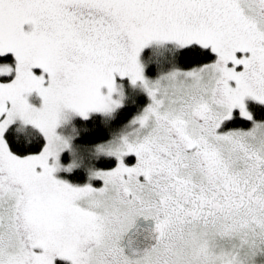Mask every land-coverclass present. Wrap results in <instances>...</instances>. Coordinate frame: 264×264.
<instances>
[{
    "label": "snow or ice",
    "instance_id": "6c2138e0",
    "mask_svg": "<svg viewBox=\"0 0 264 264\" xmlns=\"http://www.w3.org/2000/svg\"><path fill=\"white\" fill-rule=\"evenodd\" d=\"M0 264H264V0H0Z\"/></svg>",
    "mask_w": 264,
    "mask_h": 264
},
{
    "label": "trees",
    "instance_id": "16d2710c",
    "mask_svg": "<svg viewBox=\"0 0 264 264\" xmlns=\"http://www.w3.org/2000/svg\"><path fill=\"white\" fill-rule=\"evenodd\" d=\"M131 96H134L136 101H137V104L139 106H143L144 104H146L147 100L145 98V96H142V95H136V94H130ZM135 111H136V107L129 104L128 106H126V108L124 109L123 111V114L121 116V119L116 121V124L112 125L111 127L112 128H115V127H119L122 125V123H126L127 120L131 119L132 115L135 114ZM108 129H101V132H102V135L106 138L107 135H108ZM103 163V162H101ZM74 179L77 180V182H83L85 177L82 176L81 174L77 173L74 175L73 177Z\"/></svg>",
    "mask_w": 264,
    "mask_h": 264
},
{
    "label": "rangeland",
    "instance_id": "374dc122",
    "mask_svg": "<svg viewBox=\"0 0 264 264\" xmlns=\"http://www.w3.org/2000/svg\"><path fill=\"white\" fill-rule=\"evenodd\" d=\"M130 94H136V95H138L137 93H134V92H130ZM145 98H146V100H147V97L145 96ZM147 103V102H146Z\"/></svg>",
    "mask_w": 264,
    "mask_h": 264
}]
</instances>
